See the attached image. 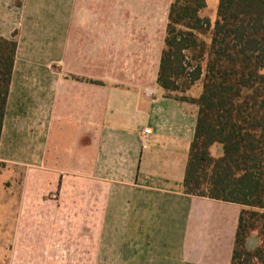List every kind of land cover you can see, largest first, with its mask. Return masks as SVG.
<instances>
[{
	"label": "crops",
	"instance_id": "1",
	"mask_svg": "<svg viewBox=\"0 0 264 264\" xmlns=\"http://www.w3.org/2000/svg\"><path fill=\"white\" fill-rule=\"evenodd\" d=\"M20 1L0 166L24 172V253L230 264L242 207L183 192L198 106L157 84L172 0Z\"/></svg>",
	"mask_w": 264,
	"mask_h": 264
},
{
	"label": "trees",
	"instance_id": "2",
	"mask_svg": "<svg viewBox=\"0 0 264 264\" xmlns=\"http://www.w3.org/2000/svg\"><path fill=\"white\" fill-rule=\"evenodd\" d=\"M207 7L172 0L157 84L198 106L183 192L240 205L230 264H264V0H219L214 21ZM17 50L0 36V143Z\"/></svg>",
	"mask_w": 264,
	"mask_h": 264
},
{
	"label": "rangeland",
	"instance_id": "3",
	"mask_svg": "<svg viewBox=\"0 0 264 264\" xmlns=\"http://www.w3.org/2000/svg\"><path fill=\"white\" fill-rule=\"evenodd\" d=\"M206 1L208 3L206 15L214 21L217 17L219 0ZM20 3L22 2L20 1ZM200 92V84H197L187 94L197 97ZM23 173L22 170L15 171L14 169H5L0 166V264H84V259L88 257L84 255L69 256L67 250L61 245L57 255L54 257L38 256L36 258V255H26L24 253L25 242L29 247L28 252L31 253L33 251L32 248L30 249L32 244L27 237L29 238L30 227L33 234L35 230L32 229L31 224H27L22 218L24 212ZM30 194L31 191L29 192ZM79 229L78 231L81 234L86 231L84 227ZM22 235L26 238L21 239ZM35 241L34 239V244ZM253 243L251 246H256L257 240L255 237L253 238ZM110 251L111 254L109 255V252L106 253V251L105 253L103 252L104 255H93L91 258L92 264H117L118 258L114 253L115 250L112 248Z\"/></svg>",
	"mask_w": 264,
	"mask_h": 264
},
{
	"label": "built area",
	"instance_id": "4",
	"mask_svg": "<svg viewBox=\"0 0 264 264\" xmlns=\"http://www.w3.org/2000/svg\"><path fill=\"white\" fill-rule=\"evenodd\" d=\"M151 133V129H146L145 130V134H150Z\"/></svg>",
	"mask_w": 264,
	"mask_h": 264
}]
</instances>
